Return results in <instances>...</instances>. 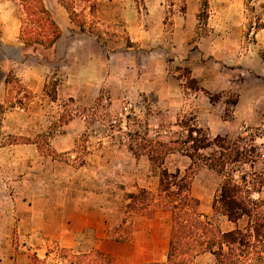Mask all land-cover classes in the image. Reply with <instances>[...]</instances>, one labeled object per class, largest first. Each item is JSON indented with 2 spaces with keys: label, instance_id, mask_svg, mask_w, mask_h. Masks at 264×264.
Instances as JSON below:
<instances>
[{
  "label": "rangeland",
  "instance_id": "1",
  "mask_svg": "<svg viewBox=\"0 0 264 264\" xmlns=\"http://www.w3.org/2000/svg\"><path fill=\"white\" fill-rule=\"evenodd\" d=\"M0 1L3 6L7 3L15 21L20 19L21 23L20 3ZM44 1L57 20L70 17L65 0ZM208 2L204 10L203 0H97L93 13L85 3L75 4L78 11L87 6V32L71 21L72 31L87 33L110 49L131 45L129 28L135 36L174 39L188 49L182 57H170L173 62L168 68L182 80L184 108L177 113L173 107L172 114L163 113L164 117L152 115L162 113L166 102L138 96L118 99V85L104 89L94 101L60 98L58 85L64 73L54 64L46 68L40 63L55 60L50 48L25 46L24 56H34L40 62L21 64V57L1 39L6 24L0 19V264H36V257L42 264H84L77 257L93 250H100L116 264L166 260L172 211L127 206L129 194L141 189L133 188V180L140 175L153 187L147 189L160 192L162 160L151 153V145L156 141L175 142L174 154H168L162 165L174 172L184 159L183 153L190 150L189 144L181 143L187 138L182 124L196 120L197 108L204 111L201 122L209 121V99L204 93L205 102L192 96L199 85L191 82L197 65L188 51L197 56V41L211 33L218 44L216 55L228 63L244 55L251 65L264 61V27L256 28L264 25V0ZM9 75L11 80L7 82ZM232 79L238 85L242 76L236 74ZM236 94L219 95L228 103L221 104V119L234 120L231 108L236 104ZM258 111L256 114H262L261 126H247L240 119L236 128H250L241 146L254 143L264 153V108ZM84 118L82 128L86 129L72 149L68 128H73L74 119L82 122ZM221 119H213L212 127H221L222 122L217 124L224 121ZM58 142L71 145L60 151L55 147ZM249 166L240 163L231 170L251 172ZM150 171L152 175L147 173ZM256 173L257 180L263 178L264 157L258 159ZM77 210L84 211L88 226L74 227L73 220H79ZM253 257L251 264L262 263L257 255ZM193 264L205 262L196 257Z\"/></svg>",
  "mask_w": 264,
  "mask_h": 264
},
{
  "label": "crops",
  "instance_id": "2",
  "mask_svg": "<svg viewBox=\"0 0 264 264\" xmlns=\"http://www.w3.org/2000/svg\"><path fill=\"white\" fill-rule=\"evenodd\" d=\"M0 4V19L6 24L3 27L2 41L12 46L16 56L21 57V64L30 60L40 62L34 56H24L25 44L20 39L22 21L21 23L18 21L20 19L15 21V16L12 10L7 8V3L3 6V3L0 1ZM56 21L61 26L63 35L49 50L55 60L45 59L40 63L45 64L42 66L46 68L54 64L56 68H59L64 73L58 85V96L60 98L68 96L84 101H94L102 96L104 89L118 85L119 88L116 95L118 99L138 96L149 100L154 98L153 100L166 102L167 106L166 108H162L163 112H156L152 115L153 117H164L163 113H165V116H167V113L172 114L173 107L177 108V113L182 111L184 108L182 102L185 100L182 80L176 72L168 70L169 64L173 62L169 61V58L173 57V55L176 59L177 56L178 58L182 57V52L188 50L180 41L174 39L169 41L165 37L149 38L146 34L141 37L135 36L132 34V29L129 28L131 45H125L118 49H110L87 33L77 30L72 31L74 27L70 17L62 21L56 19ZM72 32L74 33L72 34ZM197 45V56L193 54L194 51H188V53L190 52V59H194L197 65V71L193 75V78L199 85V88L192 93V96L198 97V99L205 102L202 98V94L204 93L209 99L207 102L210 105L207 111L209 121L205 124L201 122L204 111L202 108H197V124L206 131L209 137L215 138L216 136H221L228 140H236L244 131L250 129L249 127L236 128L237 122L240 119H243V124L247 126L254 125L256 128L261 126L263 124V121L261 122L262 114H256V112L260 108H264V61L261 59L256 65H251L248 63V56L244 55L235 59L234 63H228L216 55L215 52L218 51V44L214 41V36L211 33L203 35L197 41ZM16 58L18 60L19 57ZM219 66L228 68L227 72L218 68ZM32 68L33 66L29 67L30 73L33 74ZM157 73L160 75H157ZM236 74L242 76V81L238 85H235L236 82L232 79V76ZM220 76H222V80L219 79ZM26 77H29V72ZM201 88L217 95L236 92L237 101L232 106L233 108H231L233 109L232 118L234 120L221 119V104L225 103L226 105L228 103L221 98L212 101L209 94ZM216 118L224 120L217 121V124L222 122V126H219V128L212 127L213 119ZM80 120L77 122L74 119L72 121L73 128H68V134L72 133V149L75 147L76 138L86 129L82 128L85 125L83 123H86V119H82V122ZM205 126L209 128H204ZM70 145L66 142H58L55 147L60 151H64ZM181 157L184 159L180 163L177 160L176 163L178 164L174 172L180 171L183 174L192 165V159L184 153ZM256 165L257 162L254 165L250 164L248 169L252 170L251 172H236L235 178L240 180L242 175L247 174V178L250 180L251 173L256 172ZM147 173L152 175V171ZM140 176L136 181L133 180L134 189L149 187V185L145 184L146 180H143ZM224 180L225 176L223 174L207 165H203L202 168L196 171L193 177L190 192L199 201L198 211L218 225L222 232L236 229L245 231L249 226L248 216H243L237 222H234L229 220L226 215L214 209L216 196L219 194ZM158 185H160V182H158ZM250 191L253 199L264 203V185L259 189L251 187ZM83 213L84 211L82 210L76 211L79 220H73L75 228H83L89 225L87 223L89 219L84 218L82 216ZM76 222L82 224L77 226ZM169 244L170 238L167 237V249L169 248ZM197 257L200 258L201 263L215 264L216 262V255L209 250L202 252ZM259 264H264V261Z\"/></svg>",
  "mask_w": 264,
  "mask_h": 264
},
{
  "label": "trees",
  "instance_id": "3",
  "mask_svg": "<svg viewBox=\"0 0 264 264\" xmlns=\"http://www.w3.org/2000/svg\"><path fill=\"white\" fill-rule=\"evenodd\" d=\"M22 8L23 18L20 39L25 46L52 48L63 35L59 23L54 18L51 10L44 0H17ZM71 21L75 22L80 31L87 32L84 18L87 6L90 12L96 9L97 0H65ZM77 1L87 6L80 11L75 4ZM208 0H203L204 10L208 7ZM78 18H83L77 22ZM264 25L256 26L263 28ZM11 75L7 78L10 82ZM191 82L196 83L195 79ZM209 94L212 101L219 99V95ZM236 102V101H235ZM264 117V114H263ZM183 123V122H182ZM186 128L187 138L182 144H189L190 150L184 152L192 159V165L182 174L180 171L171 172L163 167L164 159L174 152L175 142H155L151 145V153L162 160L160 192L156 194L147 188H141L137 193H130L129 208L141 210H171L173 224L167 258L162 262L147 264H193L194 259L204 251H211L216 255L215 264H251L254 255L257 261L264 258V203L251 197L250 188L259 189L264 185V176L257 180L258 173L252 172L250 180L247 174L240 180L235 178L234 166L243 163L254 165L264 153L258 151V146H241L245 139L244 131L236 140H228L221 136L209 137L196 120L183 123ZM255 141V139H253ZM163 148V149H162ZM200 165H207L225 176L224 183L216 196L214 209L226 215L229 220L237 222L243 216L249 217L247 230L236 229L222 232L218 225L198 211L199 201L191 194V183ZM228 173L227 175L225 173ZM251 185V187H249ZM84 264H116L100 250L77 257ZM36 264H42L36 257ZM72 264H75L72 261Z\"/></svg>",
  "mask_w": 264,
  "mask_h": 264
}]
</instances>
